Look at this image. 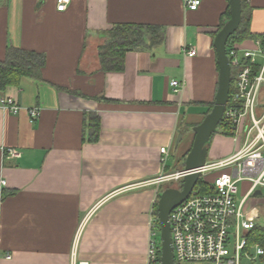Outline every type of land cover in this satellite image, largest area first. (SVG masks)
I'll return each mask as SVG.
<instances>
[{"label": "crops", "instance_id": "1", "mask_svg": "<svg viewBox=\"0 0 264 264\" xmlns=\"http://www.w3.org/2000/svg\"><path fill=\"white\" fill-rule=\"evenodd\" d=\"M247 4L251 33L264 35V0ZM228 6V0H200L190 11L183 0H71L57 12L55 0H0V63L9 50L45 57L39 77L21 76L0 89V100L21 107L16 115L0 108V147L21 152L15 160L0 153V264H130L131 209L141 214L135 219L141 221L144 257L153 215L152 209L143 212L161 186L128 190L183 170L193 128L214 102L213 39ZM117 25L158 27L164 41L126 53L122 71L104 72L98 49ZM253 42L237 48L254 51ZM191 48L196 56L185 57L183 50ZM171 81L184 83L180 94ZM32 108L40 112L33 122ZM181 117L189 128L178 135ZM184 138L182 160L168 166ZM240 147L214 134L206 164ZM161 148L168 149L164 166ZM212 175L211 181L217 173ZM250 186L238 183L237 201L264 232V188L249 194Z\"/></svg>", "mask_w": 264, "mask_h": 264}, {"label": "built area", "instance_id": "2", "mask_svg": "<svg viewBox=\"0 0 264 264\" xmlns=\"http://www.w3.org/2000/svg\"><path fill=\"white\" fill-rule=\"evenodd\" d=\"M55 1L57 12L66 11L71 3V0ZM183 4L187 10L195 11L200 0H183ZM253 43L254 51L239 50L235 44L226 52L231 72L235 74V85L223 120L231 128L230 138L241 147L231 157L206 164L201 170V176L217 173L209 182L210 193H199L194 187L189 197L171 211L169 227L174 264H240L242 257L251 256L253 248L255 257L264 254L259 244L251 245V232L255 229L253 212L245 210L244 201H237L239 182H250L249 194L264 188V43L260 40ZM196 53L193 48L183 50V55L189 58ZM170 87L175 94H180L184 83L171 81ZM0 108L13 115L21 110L6 98L0 100ZM28 114L33 122L40 112L32 108ZM0 153L8 160L21 157V152L13 148L0 147ZM160 153L164 166L168 149L161 148ZM183 176L182 172L160 175L146 184L158 186L166 181H181ZM255 257L250 259L254 261ZM10 258L6 256L7 260ZM146 264H160V243L155 233L148 240Z\"/></svg>", "mask_w": 264, "mask_h": 264}, {"label": "trees", "instance_id": "3", "mask_svg": "<svg viewBox=\"0 0 264 264\" xmlns=\"http://www.w3.org/2000/svg\"><path fill=\"white\" fill-rule=\"evenodd\" d=\"M229 4V0H228ZM229 20V6L226 12L221 16L218 32ZM250 8L248 4L241 0V23L238 30L229 38L226 52L235 44L242 43L245 40H260L264 43V35L252 34L249 28ZM217 32V33H218ZM216 33V34H217ZM214 35V38L216 36ZM214 40V39H213ZM164 41V34L158 27L141 26V25H117L108 32L107 41L98 49V57L101 70L104 72H120L124 67V58L128 52H137L152 49ZM45 65V57L39 54H33L21 50H9L7 52V60L0 63V89L17 84L21 76L39 77L38 73ZM218 67V66H217ZM257 69V68H256ZM235 74L231 72L230 95L234 92ZM213 103L209 104L208 112H210ZM94 134L92 139L97 140L98 125L93 124ZM220 134L225 137H231V128L222 120L214 134ZM209 145V143H208ZM181 188V181L179 189ZM195 191L199 193H210L211 186L208 182L199 180L195 186ZM161 191L156 196L154 204L153 219L155 221L154 229L159 231V222L157 219V201ZM251 244H259L264 251V232L254 229L251 233ZM264 260V254L261 256Z\"/></svg>", "mask_w": 264, "mask_h": 264}, {"label": "water", "instance_id": "4", "mask_svg": "<svg viewBox=\"0 0 264 264\" xmlns=\"http://www.w3.org/2000/svg\"><path fill=\"white\" fill-rule=\"evenodd\" d=\"M241 23V0H229V20L216 34L213 48L218 66V82L213 106L202 122L193 128L192 146L186 155L181 188H167L157 201V219L160 229V264H174L172 240L169 227L171 211L182 204L192 193L206 165L208 143L223 120L230 97L231 67L226 49L229 38ZM255 194H259L258 191Z\"/></svg>", "mask_w": 264, "mask_h": 264}, {"label": "rangeland", "instance_id": "5", "mask_svg": "<svg viewBox=\"0 0 264 264\" xmlns=\"http://www.w3.org/2000/svg\"><path fill=\"white\" fill-rule=\"evenodd\" d=\"M263 88H264V84H263ZM262 98H264V90L262 92ZM188 128H189V125L187 124V120L184 119L183 117H181L180 118V121H179V125H178V135H181L182 132L185 129H188ZM216 134H218V133H216ZM184 141H186V139L183 140V142L176 143V148L171 153V155H170V157H169V159H168V161L166 163L168 166H171L172 163H173V161H174V163H176V162H180L182 160V157H183V155L185 154V152L187 150L186 143H184ZM189 142H190V140H189ZM215 173L216 172H208V173H205V174H203L201 176V180L209 183V181H211L210 180L211 176H213L212 174H215ZM165 175H170V174H163V176H165ZM154 180H156V179H153V181ZM179 183H180V180L179 181H174V180L173 181H166L164 183H161L159 185V186H161L160 187V191L162 192V191H164L167 188H176V189L178 188L179 189ZM144 185L143 186H140V187H137L136 184H134V185H132V187L129 188L128 192L131 193V194H134V193L138 192L139 190H143L142 187H146V188H150V189L156 187V184L153 185V183L152 184L151 183L144 184ZM146 188H144V189H146ZM132 201L135 202L134 200H132ZM154 204H151V203L149 204L148 203V207H147L146 211H144L143 213L146 214V215H149V212L152 209V212L151 213L153 215V212H154ZM134 210L135 209H131V214H130V217H131V221H130V233L132 234V236H131V240H132V254L135 255V258H134V260H132V262L130 264H146L147 246H146V252H145L144 257H142V259L140 258V256H141L140 255V252L142 251V238H143V236H142L143 230H142V226H141V221L140 222H137L138 220L135 219V217L137 215L138 216H141V214L138 213V212H135ZM115 212L116 213H122V208L116 205L115 206ZM125 215H127L126 212H125ZM151 224H152V232H151V234H154L155 233V239L160 243V234H159L160 233V229H159V231L157 229H154L155 221H154L153 218H152V223ZM253 231L251 233H253ZM147 245H148V241H147ZM251 245H254V244H251ZM253 251H254V248L250 252V255H251L250 257H242V259L240 261V264H264V260L261 257H255V255H254L255 252H253ZM251 257H255L254 258L255 260L254 261L251 260L250 259ZM144 261H145V263H144Z\"/></svg>", "mask_w": 264, "mask_h": 264}]
</instances>
